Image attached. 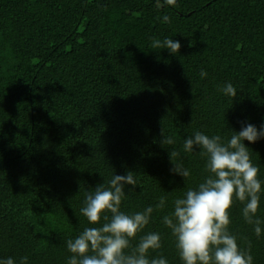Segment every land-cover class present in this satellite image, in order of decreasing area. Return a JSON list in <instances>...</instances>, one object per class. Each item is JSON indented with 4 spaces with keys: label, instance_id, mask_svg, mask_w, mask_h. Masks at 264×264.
<instances>
[{
    "label": "trees",
    "instance_id": "16d2710c",
    "mask_svg": "<svg viewBox=\"0 0 264 264\" xmlns=\"http://www.w3.org/2000/svg\"><path fill=\"white\" fill-rule=\"evenodd\" d=\"M166 38L179 53L152 47ZM229 82L235 98L220 90ZM249 123L264 125V0H0V258L67 264V241L100 226L80 212L85 193L131 172L120 210L154 209L133 247L158 232L149 258L183 264L163 217L208 175L184 141H227ZM244 143L264 181V138ZM173 151L186 180L170 171ZM243 207L229 231L264 264V193L260 237Z\"/></svg>",
    "mask_w": 264,
    "mask_h": 264
},
{
    "label": "clouds",
    "instance_id": "9594fccd",
    "mask_svg": "<svg viewBox=\"0 0 264 264\" xmlns=\"http://www.w3.org/2000/svg\"><path fill=\"white\" fill-rule=\"evenodd\" d=\"M167 5H176V0H165ZM159 6V5H158ZM163 21L170 22L168 16ZM153 48H167L172 54L179 53L178 40L166 38L163 42L154 40ZM201 77L207 72L201 70ZM225 95L235 98L237 89L229 82L220 89ZM161 135L163 132L161 129ZM264 138V125L257 130L247 124L239 132L233 131L225 141L220 135L208 136L196 131L185 139L183 150L191 153L200 149L199 155L206 158L205 171L208 175L196 188H188L182 198L173 201V211L163 217V223L171 229L176 240V248L183 264H253L249 249H242L237 236L229 231L230 211L237 201L244 204L242 215L246 223L254 225L257 237L261 236V219L257 217L264 181L259 178L260 169L253 163L247 140L255 143ZM162 143L174 144L172 137L163 138ZM179 153L170 152V160L175 174L185 180L190 170L176 163L173 157ZM126 185H137L131 172L127 175L114 174L108 185L99 184L93 192L85 193L84 206L80 212L89 224L74 239L67 241V249L73 255L67 264H168L162 255L149 258L150 250L162 248V238L158 232H148L140 236L133 247L132 241L150 223L154 209L147 207L141 212L127 214L121 211L126 197ZM167 197H160L157 209H163ZM108 213H111L109 217ZM101 221H104L101 224ZM130 250V251H129ZM22 257L19 264H27ZM0 264H16L13 257L0 258Z\"/></svg>",
    "mask_w": 264,
    "mask_h": 264
}]
</instances>
